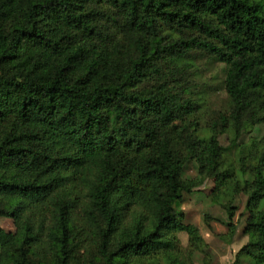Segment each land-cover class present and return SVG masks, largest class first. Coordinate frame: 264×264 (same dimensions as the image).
<instances>
[{"label": "trees", "instance_id": "trees-1", "mask_svg": "<svg viewBox=\"0 0 264 264\" xmlns=\"http://www.w3.org/2000/svg\"><path fill=\"white\" fill-rule=\"evenodd\" d=\"M199 52L228 98L205 138L186 96ZM259 126L264 0H0V264H194L208 247L176 207L206 180L229 239L247 196L234 264H264V137L243 141Z\"/></svg>", "mask_w": 264, "mask_h": 264}, {"label": "rangeland", "instance_id": "rangeland-1", "mask_svg": "<svg viewBox=\"0 0 264 264\" xmlns=\"http://www.w3.org/2000/svg\"><path fill=\"white\" fill-rule=\"evenodd\" d=\"M192 68L189 70V89L186 96L197 105L196 118L198 121V136L205 138L209 136L208 126L217 113H225L228 109V98L223 89L224 65L212 59L205 53L192 54ZM264 137V127L259 126L250 134L243 137L245 143L249 137ZM230 133H228V139ZM227 135H220V144L227 149L223 156V168L237 172L238 150L230 146ZM196 175L194 161H189L184 167L185 177ZM214 182L206 180L205 183L193 194L185 195L182 203L176 207L177 218L182 224L196 226L208 247V257L197 253L194 255V264H234L236 254L247 242L243 230L247 213L245 205L247 196L243 193L233 197L229 204L233 210L231 222L236 226V233L232 238L227 237V225L230 222L228 215L221 204H227V200L221 203L211 198ZM0 227L6 232H13L12 221L0 218ZM178 245L187 246V236L184 233H176ZM240 260H244L241 258ZM160 264H170L161 261Z\"/></svg>", "mask_w": 264, "mask_h": 264}]
</instances>
